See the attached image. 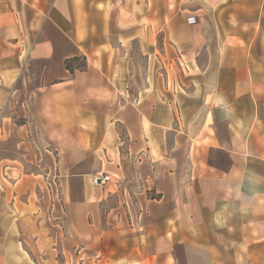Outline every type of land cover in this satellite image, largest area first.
I'll return each mask as SVG.
<instances>
[{"label":"crops","instance_id":"0c3cea01","mask_svg":"<svg viewBox=\"0 0 264 264\" xmlns=\"http://www.w3.org/2000/svg\"><path fill=\"white\" fill-rule=\"evenodd\" d=\"M19 97L59 150L77 231L123 176L141 223L98 264H264V0H0L4 119ZM29 186L11 209L36 203ZM14 244L2 264H24Z\"/></svg>","mask_w":264,"mask_h":264},{"label":"rangeland","instance_id":"374dc122","mask_svg":"<svg viewBox=\"0 0 264 264\" xmlns=\"http://www.w3.org/2000/svg\"><path fill=\"white\" fill-rule=\"evenodd\" d=\"M78 65L83 66V62ZM166 71L157 60L156 75L168 81ZM180 74L185 77V70L173 63L169 69L171 88L176 82L181 83ZM20 98L12 102L7 118L0 115V264L7 254L15 251L14 242L21 246V263L24 264H98L102 257L114 256L115 250L108 248L105 241H114L116 231L121 228L129 230L127 235L135 233L141 223L140 217L129 210L125 197L118 195L117 190L125 184L123 176L114 175L108 187V192H115L117 199L109 204L93 199L86 213L78 215L77 231L69 217V207L77 204L76 198L71 195L70 186L63 178L65 175L60 171L59 150L51 138L43 136L39 123L27 116L33 108L22 105ZM20 179L29 182L18 187L15 183ZM32 182L36 184V203L27 210L20 206L11 209V193L17 194L20 188L30 190ZM103 188L93 184V198H97ZM137 201L136 193H132L130 203L134 208L140 207ZM25 203L26 200L21 202ZM122 208L125 209L123 214ZM84 229L91 234L84 236Z\"/></svg>","mask_w":264,"mask_h":264},{"label":"built area","instance_id":"2783aa9c","mask_svg":"<svg viewBox=\"0 0 264 264\" xmlns=\"http://www.w3.org/2000/svg\"><path fill=\"white\" fill-rule=\"evenodd\" d=\"M195 21V19H191ZM93 182L97 185H106L112 180V175L106 172H98L93 175Z\"/></svg>","mask_w":264,"mask_h":264},{"label":"trees","instance_id":"16d2710c","mask_svg":"<svg viewBox=\"0 0 264 264\" xmlns=\"http://www.w3.org/2000/svg\"><path fill=\"white\" fill-rule=\"evenodd\" d=\"M73 60L74 59H70V60H67V62H66V66H67V68H69L70 70H74V67H73ZM83 67V66H82Z\"/></svg>","mask_w":264,"mask_h":264}]
</instances>
